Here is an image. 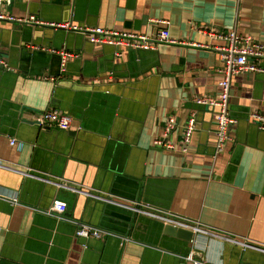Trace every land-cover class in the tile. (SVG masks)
Returning a JSON list of instances; mask_svg holds the SVG:
<instances>
[{
  "label": "crops",
  "instance_id": "obj_1",
  "mask_svg": "<svg viewBox=\"0 0 264 264\" xmlns=\"http://www.w3.org/2000/svg\"><path fill=\"white\" fill-rule=\"evenodd\" d=\"M6 12L44 25L0 20V59L8 66H0V264H191L180 258L190 242L117 203L155 207L264 247V132L249 119L264 115V74L232 78L230 111L238 122L223 153L215 152L214 110L194 103L218 95L225 68L224 43L202 30L236 31L264 46V0H19ZM159 21L169 22L178 43L125 48L121 56L51 25L155 39ZM61 51L73 54L65 71ZM54 109L71 116L70 130L36 126ZM171 116L175 150L154 147ZM191 116L196 130L183 153ZM109 195L115 204L99 198ZM55 202L66 204L65 220L38 212ZM73 221L133 241L78 239ZM194 237L197 259L264 264L260 251Z\"/></svg>",
  "mask_w": 264,
  "mask_h": 264
},
{
  "label": "built area",
  "instance_id": "obj_2",
  "mask_svg": "<svg viewBox=\"0 0 264 264\" xmlns=\"http://www.w3.org/2000/svg\"><path fill=\"white\" fill-rule=\"evenodd\" d=\"M19 0H0V20H6L8 22L20 24V25H44L35 16L17 17L12 13L6 12ZM159 24L163 26L159 32L157 38L152 39L146 35H139L134 32H117L112 30H106L103 28H91L80 25L66 24H51L54 27L61 28L66 31L82 34L86 36L89 42L93 45H107L117 48V56H121V50L130 48L133 50H151L155 48L159 43H171L176 44L178 41L171 38L170 31L167 28L168 21H159ZM203 32L207 33L213 39L220 40L224 43L219 48L220 58L225 63L223 70V78L219 82L220 91L216 96H198L194 99V103L198 106L209 107L214 110L213 122L216 127L215 130V152L216 154L223 153L227 147V144L232 140V129L237 124L230 111V97H231V81L234 76L244 73H261L264 74V67L261 63L264 61V46L249 36H242L236 31H229L226 33L217 34L216 31L210 30ZM52 53H58L56 50H49ZM62 58L61 66L65 71L68 59L73 57L72 53L59 52ZM8 66L0 59V66ZM249 119L257 124L260 131L264 132V115L255 112L250 115ZM72 118L68 114L60 110H48L42 113L37 124L40 128L55 127L61 131H68L71 129ZM196 130L195 116H191L185 126L183 127V134L181 137L183 153H187L188 146L191 142L192 135ZM178 131V122L174 116L167 119L166 125L163 128L162 136L154 140V147L161 148L167 151L175 150L176 145L172 140L173 134ZM16 140L11 141V145L15 146ZM94 197V196H93ZM97 198V197H95ZM9 201V200H8ZM13 204H18L17 199L10 200ZM123 207L122 204H118ZM128 209V208H127ZM134 214L147 217L150 219L158 220L166 226H173L183 230L192 232L194 236H205L213 238H222L227 243L240 246L241 248L257 250L264 253V247H257L250 241H241L232 237H223L222 235L213 232L212 230L203 227L199 222H190L183 218L172 215L170 212L163 211L155 207H145L141 203H135L134 207H129ZM67 206L64 202H55L53 206L42 211L38 209V212L45 215L56 218L57 220H65V213ZM77 226L75 236L78 239L89 240H104L109 237H115L121 240V245H125L133 240L130 237L116 234L112 231L92 226L87 223H80L73 221ZM191 248L187 255L180 256V258L191 264H211L202 259H197L199 255V249L196 246V239L190 242Z\"/></svg>",
  "mask_w": 264,
  "mask_h": 264
},
{
  "label": "water",
  "instance_id": "obj_3",
  "mask_svg": "<svg viewBox=\"0 0 264 264\" xmlns=\"http://www.w3.org/2000/svg\"><path fill=\"white\" fill-rule=\"evenodd\" d=\"M70 12H71V11H70ZM36 126H37L38 128H40L39 125H38L37 123H36ZM40 129H42V128H40ZM44 129H47V128H44ZM92 196L97 197V196H95V195H92ZM99 198H100L102 201L106 202V203L115 204V202L111 199V196H110V195H109L108 197H107V196H106V197H104V196H100ZM118 204H120V203H117V205H118ZM122 205H123V208H125V209L128 208L129 211H131V210L129 209V207H131V208L134 207V205H133V206L124 205V204H122ZM120 207H121V206H120ZM131 212H132V214L134 215V212H133V211H131ZM166 234H167V235H171V236H175V237H177L178 239L184 240V241H186V242H191V241L194 239V235L192 234V232L187 231V230H183V229H180V228H176V227H173V226H166Z\"/></svg>",
  "mask_w": 264,
  "mask_h": 264
}]
</instances>
